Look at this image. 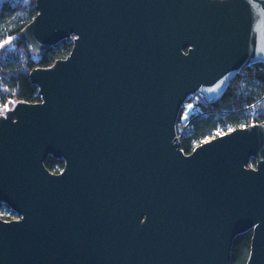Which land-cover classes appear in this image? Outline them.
Instances as JSON below:
<instances>
[{"label": "water", "instance_id": "water-1", "mask_svg": "<svg viewBox=\"0 0 264 264\" xmlns=\"http://www.w3.org/2000/svg\"><path fill=\"white\" fill-rule=\"evenodd\" d=\"M18 38L39 101L0 114V264H264V121L188 154L175 126L264 62V0H35ZM63 161L58 173L44 165ZM254 165H249L250 160Z\"/></svg>", "mask_w": 264, "mask_h": 264}, {"label": "trees", "instance_id": "trees-1", "mask_svg": "<svg viewBox=\"0 0 264 264\" xmlns=\"http://www.w3.org/2000/svg\"><path fill=\"white\" fill-rule=\"evenodd\" d=\"M37 14L35 0H3L0 3V43L9 40L0 51V113L12 102H37L38 87L29 78L33 68L49 67L65 58L71 43L62 41L32 60L31 48L19 40L18 34ZM202 113L196 112L180 137V149L188 154L203 141L231 129L247 125L251 119L264 120V62L259 61L241 69L230 81L217 101H208ZM251 159L249 165H254ZM45 167L52 173L63 168V161L48 156ZM9 208L0 203V212ZM2 219H5L1 217ZM252 232L234 238L230 264H246Z\"/></svg>", "mask_w": 264, "mask_h": 264}, {"label": "built area", "instance_id": "built-area-1", "mask_svg": "<svg viewBox=\"0 0 264 264\" xmlns=\"http://www.w3.org/2000/svg\"><path fill=\"white\" fill-rule=\"evenodd\" d=\"M207 105H208V101L205 100L203 95L199 93L198 91L189 96L188 100H186V102L183 105L182 111L179 114V117H178V120L175 126L176 137L179 142H180V137L189 122V118H187V116H185L184 113L193 112V111L202 113L203 111L202 109L207 107ZM258 122L259 121H255L254 119H251L247 125H242L240 127L253 125ZM1 217L5 218L3 220H12V219L18 218L14 213L11 212L10 209L7 212H0V218Z\"/></svg>", "mask_w": 264, "mask_h": 264}, {"label": "rangeland", "instance_id": "rangeland-1", "mask_svg": "<svg viewBox=\"0 0 264 264\" xmlns=\"http://www.w3.org/2000/svg\"><path fill=\"white\" fill-rule=\"evenodd\" d=\"M2 1H3V0H0V3H1ZM9 43H10L9 40H6V41L1 42V43H0V51H1L3 48H5L6 46H8ZM195 113H196V111H193V112H185L184 114H185V116H187V118H190V117H191L193 114H195Z\"/></svg>", "mask_w": 264, "mask_h": 264}, {"label": "snow or ice", "instance_id": "snow-or-ice-1", "mask_svg": "<svg viewBox=\"0 0 264 264\" xmlns=\"http://www.w3.org/2000/svg\"><path fill=\"white\" fill-rule=\"evenodd\" d=\"M0 114H2V113H0Z\"/></svg>", "mask_w": 264, "mask_h": 264}]
</instances>
